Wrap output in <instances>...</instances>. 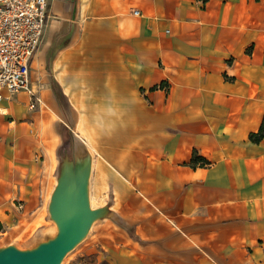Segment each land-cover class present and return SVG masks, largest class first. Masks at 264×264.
Masks as SVG:
<instances>
[{
    "label": "crops",
    "instance_id": "0c3cea01",
    "mask_svg": "<svg viewBox=\"0 0 264 264\" xmlns=\"http://www.w3.org/2000/svg\"><path fill=\"white\" fill-rule=\"evenodd\" d=\"M29 68L0 99V247L46 239L86 171L99 264H264V0H48Z\"/></svg>",
    "mask_w": 264,
    "mask_h": 264
},
{
    "label": "water",
    "instance_id": "95a60500",
    "mask_svg": "<svg viewBox=\"0 0 264 264\" xmlns=\"http://www.w3.org/2000/svg\"><path fill=\"white\" fill-rule=\"evenodd\" d=\"M85 180L86 171L62 173L49 204L57 233L32 248L20 249L13 244L0 247V264H58L100 213L89 206Z\"/></svg>",
    "mask_w": 264,
    "mask_h": 264
},
{
    "label": "built area",
    "instance_id": "2783aa9c",
    "mask_svg": "<svg viewBox=\"0 0 264 264\" xmlns=\"http://www.w3.org/2000/svg\"><path fill=\"white\" fill-rule=\"evenodd\" d=\"M47 15L48 0H0V99L4 89L30 91L29 62L41 41ZM33 97L31 107L40 101Z\"/></svg>",
    "mask_w": 264,
    "mask_h": 264
},
{
    "label": "rangeland",
    "instance_id": "374dc122",
    "mask_svg": "<svg viewBox=\"0 0 264 264\" xmlns=\"http://www.w3.org/2000/svg\"><path fill=\"white\" fill-rule=\"evenodd\" d=\"M57 233L55 224L47 237H52ZM89 232L86 233L70 250L62 257L58 264H99V253L95 249H90L86 245ZM16 240L19 248H32L43 238L18 237Z\"/></svg>",
    "mask_w": 264,
    "mask_h": 264
},
{
    "label": "trees",
    "instance_id": "16d2710c",
    "mask_svg": "<svg viewBox=\"0 0 264 264\" xmlns=\"http://www.w3.org/2000/svg\"><path fill=\"white\" fill-rule=\"evenodd\" d=\"M263 134H264V118L262 119V122H261V124H260V127H259L258 132L255 133V134H251V137H252L253 139L256 140V139L262 137ZM198 161H201V164H203V163L206 162L205 159H202V158L197 157V156H196V153L194 152V153L192 154V157H191L189 163H190L191 166H195L196 163H197Z\"/></svg>",
    "mask_w": 264,
    "mask_h": 264
}]
</instances>
